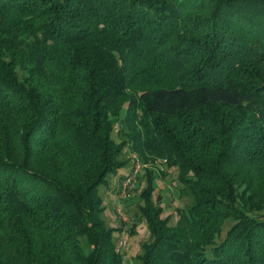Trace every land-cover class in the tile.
I'll list each match as a JSON object with an SVG mask.
<instances>
[{
    "label": "trees",
    "instance_id": "16d2710c",
    "mask_svg": "<svg viewBox=\"0 0 264 264\" xmlns=\"http://www.w3.org/2000/svg\"><path fill=\"white\" fill-rule=\"evenodd\" d=\"M135 155L192 200L146 170L143 264H264V0H0V264H126L100 187Z\"/></svg>",
    "mask_w": 264,
    "mask_h": 264
},
{
    "label": "rangeland",
    "instance_id": "374dc122",
    "mask_svg": "<svg viewBox=\"0 0 264 264\" xmlns=\"http://www.w3.org/2000/svg\"><path fill=\"white\" fill-rule=\"evenodd\" d=\"M115 137L118 141H120L117 130L115 133ZM128 153L130 152L128 151ZM128 153L123 156L125 159ZM130 158L131 157H129L130 163L128 165L126 164L124 167H122V170L119 171L118 174H111L108 177V184L100 187V195L101 197H103V207L105 208L103 218L107 222V224H109V227L115 228L114 237L116 238V240L119 238V231H117V229L121 226H124V224L126 223H122L116 214L117 211L115 210V202L118 196L115 191L123 183L119 182L120 175H122V173L131 171L130 165L133 164L131 163V159L133 161V158ZM146 165L148 166V170L149 168H152V170L155 171V174L158 175V178L154 180L155 182L153 183V186L155 188L156 195H162V197L160 198V205L166 208V215H173V218L171 220L172 225L177 224L178 221L177 217L175 216L177 207L180 206L186 208L187 205L192 202V200L190 197L181 194L178 188H176L179 182V180L177 179L176 168H169L164 161L158 162L153 165L149 162L146 163ZM147 169L143 170V172L140 173L136 183V188L132 195L133 197L128 199L125 203V207L128 210L127 213L129 214L131 220V224L127 225V237H129L128 247L127 249H125V252L122 253L124 263L126 264H143L141 259L139 258V255L144 252L142 245L145 243H150L153 238L148 228V222H146V220L142 218L140 209L138 208L141 203L143 204L142 190L148 184L146 174ZM233 222V220H229L225 223L223 231L224 234L221 237L226 234V231L233 224ZM133 229L135 230L131 233V230ZM220 241L221 238L218 239V242Z\"/></svg>",
    "mask_w": 264,
    "mask_h": 264
},
{
    "label": "built area",
    "instance_id": "2783aa9c",
    "mask_svg": "<svg viewBox=\"0 0 264 264\" xmlns=\"http://www.w3.org/2000/svg\"><path fill=\"white\" fill-rule=\"evenodd\" d=\"M133 161V170L128 176L122 179L123 183L120 186V190L117 194L118 197L116 198L115 202V210L117 211L116 214L118 218L122 223H126L124 224V226H121L119 238L117 239L116 243V251L120 253L125 252V249H127L128 247L129 237H127V225L131 224L129 214L127 213L128 210L125 207V203L128 199L133 197L132 195L136 188V183L140 173L148 168L146 163L144 164V162L141 161V159L137 155L133 157Z\"/></svg>",
    "mask_w": 264,
    "mask_h": 264
},
{
    "label": "crops",
    "instance_id": "0c3cea01",
    "mask_svg": "<svg viewBox=\"0 0 264 264\" xmlns=\"http://www.w3.org/2000/svg\"><path fill=\"white\" fill-rule=\"evenodd\" d=\"M131 168V167H130ZM130 170H132V168L130 169ZM129 172V171H128Z\"/></svg>",
    "mask_w": 264,
    "mask_h": 264
}]
</instances>
